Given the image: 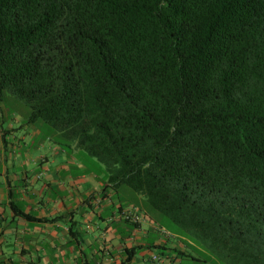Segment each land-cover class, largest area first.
Listing matches in <instances>:
<instances>
[{"label":"trees","instance_id":"trees-1","mask_svg":"<svg viewBox=\"0 0 264 264\" xmlns=\"http://www.w3.org/2000/svg\"><path fill=\"white\" fill-rule=\"evenodd\" d=\"M0 101L198 260L264 264V0H0Z\"/></svg>","mask_w":264,"mask_h":264},{"label":"crops","instance_id":"crops-1","mask_svg":"<svg viewBox=\"0 0 264 264\" xmlns=\"http://www.w3.org/2000/svg\"><path fill=\"white\" fill-rule=\"evenodd\" d=\"M23 114L0 101V264H208Z\"/></svg>","mask_w":264,"mask_h":264},{"label":"rangeland","instance_id":"rangeland-1","mask_svg":"<svg viewBox=\"0 0 264 264\" xmlns=\"http://www.w3.org/2000/svg\"><path fill=\"white\" fill-rule=\"evenodd\" d=\"M13 107H15L16 109H18V111H25L26 110V108L22 104H20V103H18V104L16 103L15 105H13ZM118 191H119V193H114V200H119L120 203L123 206L132 207V206L135 205L134 204L135 198L132 197V193L130 192V190H128L126 187H121Z\"/></svg>","mask_w":264,"mask_h":264}]
</instances>
